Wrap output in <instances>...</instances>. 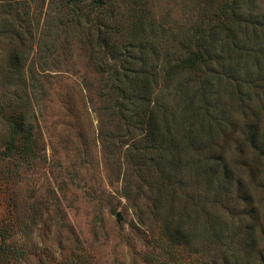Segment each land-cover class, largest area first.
<instances>
[{
    "label": "rangeland",
    "instance_id": "obj_1",
    "mask_svg": "<svg viewBox=\"0 0 264 264\" xmlns=\"http://www.w3.org/2000/svg\"><path fill=\"white\" fill-rule=\"evenodd\" d=\"M256 1L259 5L251 12H264V0ZM153 3L154 14L167 17L166 21L175 26L187 27L195 12L192 0H154ZM245 9L247 14L251 13L248 6ZM239 36L250 40L251 43H246L248 54L233 57L234 61L239 57L236 78L221 80L213 77L214 74L211 76L216 93L203 91L198 86L200 77L190 80L188 74L176 81V84L182 82L183 87L173 88L170 94L160 93V98L168 102L167 117L175 110L176 118L168 120L173 131L181 133L186 125L199 132L205 129L204 136L211 134V154L223 151L230 170L236 178H242L244 190L251 196L250 203L243 200L236 203L237 212L227 211L223 207L224 199L217 197L214 201L213 194L206 197H210L206 210L217 213L222 223L214 232L213 226L194 230L195 225L189 220L191 232L201 235L200 240H191L195 246L190 249L182 243L175 245L166 235V224L154 215V177L144 165L138 164L134 149L126 152V147L138 137H124L120 142L122 147L111 146L109 131H114L112 127L119 116L111 105L106 106V99L110 98L102 96L105 78L74 33L60 30L51 41L55 42L52 61L41 77L30 62L36 55V46L29 52L22 82L19 78L8 81L6 74L0 73V150L10 138V125L19 123L24 111L34 139L31 157L17 153L0 161V228L8 227L15 247L26 252L24 258L7 264H226V261L264 264V240L260 233V225L264 224V160L252 170L255 172L252 179L248 166L240 164L246 151H239L246 136L244 130L256 128L259 143L264 141V58L259 64L262 66L254 69L256 63L250 54L264 47V30L254 32L243 28ZM8 51L9 45L1 38L0 55L7 56ZM225 57L228 58L227 54ZM162 61V56L155 60V69ZM37 77L41 79L38 89ZM207 93L211 106L199 108V100ZM118 98L122 101V97ZM188 98H196L195 112L188 115L201 114L198 118L187 117L184 124L179 120L183 116L180 108H184ZM128 109L134 110L131 106ZM200 118L209 120L208 132L207 122L203 121L202 128ZM22 140L20 137L17 144ZM193 183L191 180L182 184L189 199L186 203L180 200L177 205L195 203ZM230 194L241 193L232 188ZM244 205L257 209V225L260 224L254 235L257 245L249 254L245 253L243 229L237 227L240 217L245 221L240 212ZM230 214L237 215L233 219L235 226L228 227ZM232 228L241 231L234 235ZM213 233L223 235L219 244H213L217 239L210 235ZM170 246L174 248L168 249Z\"/></svg>",
    "mask_w": 264,
    "mask_h": 264
},
{
    "label": "trees",
    "instance_id": "obj_2",
    "mask_svg": "<svg viewBox=\"0 0 264 264\" xmlns=\"http://www.w3.org/2000/svg\"><path fill=\"white\" fill-rule=\"evenodd\" d=\"M153 1L0 0V39L4 38L9 45L7 56L0 55V73H5L8 81L15 78L21 81L29 52L36 46V55L30 62L41 77L45 67L52 61L50 57L55 42L51 41L58 37L60 30L68 29L74 33L79 43L87 49L92 62L97 65L102 78H105L102 96L110 98L106 99V106L111 105L119 116L118 122L112 127L114 131H109L111 146L122 147L121 138L138 137L130 147H126V152L134 149V158L140 161L138 164L144 165L154 177V215L166 224V235L171 237L175 245L182 243L190 249L195 246L191 240H200V234L191 232L192 229L188 227L190 222L195 225L194 230H206L213 226L214 232L222 223L217 213L206 210L207 199H210L206 197L213 194L211 197L214 201H217V197L224 199L223 207L237 212L236 203L241 200L250 203L251 196L245 192L242 178H236L234 171L230 170L223 151L220 150L217 155L211 154V134L206 133L204 136L205 129L199 132L190 125L188 128L184 126L181 133L173 131L174 127L170 126L168 120L176 118L175 110L170 111L173 116L167 117L168 102L160 98V93L170 94L173 88L182 86V82L176 84V81L186 74L190 80L200 77L198 86L203 91L209 89L211 95L217 92L213 90V74V77L221 80L236 78L239 57L236 61L233 57L247 53L246 43L250 42L239 34L243 28L254 32L264 30V12H251V9H257L259 5L256 0H192L195 12L192 13L189 25L183 27L168 23L165 16L157 17L153 11ZM246 6L251 13L245 12ZM250 54L256 63L254 69H259L262 66L259 65L261 58H264V47ZM161 56L162 64L155 69V60ZM213 65H217V68ZM40 80L37 77V89L41 88ZM185 95L182 94L183 97ZM207 95L199 100V108L211 106V98ZM118 96L122 97V101H119ZM195 99L188 98L184 108H180L183 116L179 120H183L184 124L187 117H200V112L188 115L195 112ZM21 103L24 106L27 104L24 100ZM130 106L134 110L128 109ZM163 107L164 110L161 109ZM21 115L19 123L10 125V138L0 150V161L3 157L15 156L17 153L30 156L34 152V139L27 127L26 111ZM200 119L202 128L205 126L203 121L207 122L208 132L211 129L209 120ZM244 134L245 140L239 151H246V156L240 164L248 166L253 179L255 172L252 170L258 168L264 160V141L259 143L256 128L244 130ZM20 137L23 140L17 144ZM191 180L196 185V199L193 197L195 203L192 206L177 205L180 200L188 201L189 196L183 192L182 184H188ZM232 188H237L241 194L231 195ZM244 206L240 212L245 221L240 217L237 227L243 229L245 253L249 254V250L257 245L254 235L260 224L257 225V209ZM230 215L232 218L228 221V227L235 226L233 219L237 214ZM240 229L237 228V231ZM231 231L236 235V228ZM260 233L264 240V224L260 225ZM228 234H225L226 237ZM210 235L217 236L215 242L211 240L213 244H219L223 236L219 233ZM10 237L8 227L0 228V264L9 261L14 263L26 255L24 248L15 247ZM173 248L170 246L168 249Z\"/></svg>",
    "mask_w": 264,
    "mask_h": 264
}]
</instances>
